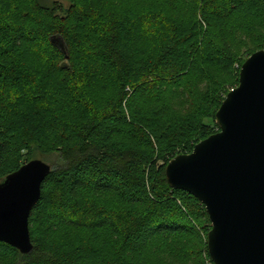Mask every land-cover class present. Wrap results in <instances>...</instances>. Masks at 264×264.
I'll use <instances>...</instances> for the list:
<instances>
[{
  "label": "trees",
  "instance_id": "trees-1",
  "mask_svg": "<svg viewBox=\"0 0 264 264\" xmlns=\"http://www.w3.org/2000/svg\"><path fill=\"white\" fill-rule=\"evenodd\" d=\"M260 27L264 0H0V182L36 155L52 167L29 215L32 250L0 242V262L147 264L137 258L156 242L206 234L204 206L164 169L218 132L220 71L264 50L230 60V35ZM164 91L192 97L189 115L147 117L139 103ZM70 228L115 240L50 239Z\"/></svg>",
  "mask_w": 264,
  "mask_h": 264
},
{
  "label": "water",
  "instance_id": "water-1",
  "mask_svg": "<svg viewBox=\"0 0 264 264\" xmlns=\"http://www.w3.org/2000/svg\"><path fill=\"white\" fill-rule=\"evenodd\" d=\"M215 113L218 132L165 167L170 188L195 197L211 225L212 264H264V50L240 67ZM51 165L31 160L0 182V242L28 254V221ZM25 178H17L25 170Z\"/></svg>",
  "mask_w": 264,
  "mask_h": 264
},
{
  "label": "rangeland",
  "instance_id": "rangeland-1",
  "mask_svg": "<svg viewBox=\"0 0 264 264\" xmlns=\"http://www.w3.org/2000/svg\"><path fill=\"white\" fill-rule=\"evenodd\" d=\"M120 1V0H119ZM187 17H189V14H186ZM203 27H205L204 24H202ZM216 28L219 26V23L215 24ZM256 29V28H255ZM248 31L246 30V34L244 33H234L230 35L231 39V54L232 58L230 60H235V58L242 53L245 54L246 48H253L258 47L262 44V40L264 39V27H260L257 31ZM215 28H213L212 32H215ZM254 34V36L252 35ZM245 48V49H244ZM242 59H247V57L243 56ZM244 61V62H245ZM227 73L225 74L224 71H220L219 79L217 80L218 83H227L223 86V89H221L220 92L224 93L222 97L225 99L226 93L229 92L231 89L230 87H237L236 83L233 84V81L235 80V75H238L236 78L238 80L239 77V71H240V65L237 63H230L229 68L226 69ZM207 85V83H206ZM204 84L199 85L197 87V90H200L203 93L201 97L199 98L198 102L201 101L202 97L205 95ZM210 88L207 89V92ZM206 90V89H204ZM166 98L163 99V102L159 104V101L155 104H145V103H139L142 104V106H146L143 108L144 113L147 117L150 119H155L157 121H161L160 117L153 115V112H157V107L160 106L162 108L164 116L163 119L167 122H171V120H179L183 117H186V115H189V111H191V107L189 104L192 103L193 98H187L186 97H176V96H169V92H165ZM221 93V94H222ZM164 95V94H163ZM168 95V96H167ZM172 118V119H171ZM162 124H164L162 122ZM36 155V154H35ZM33 160H40L45 163H47V158L41 157L36 155ZM211 228V225H210ZM210 230V229H209ZM208 233V232H207ZM206 233V234H207ZM40 236V232H36V235ZM205 234L204 230L199 232V236L196 235H182V237H176L170 240H167L166 242H156L155 246H151L145 251L142 252L137 258V262L144 261L147 264H212V262H209V259H207L206 254L204 253V247L206 246V239L207 235ZM108 236V237H107ZM115 237L107 233L99 234V233H90L87 231H77V230H57L54 231L50 239L52 241H55V243L60 244L64 246V248H70L71 246H76L81 243H90L95 244L99 241L105 239V242L110 244L109 242H112V239ZM211 261V260H210ZM0 264H5L4 261H1Z\"/></svg>",
  "mask_w": 264,
  "mask_h": 264
},
{
  "label": "snow or ice",
  "instance_id": "snow-or-ice-1",
  "mask_svg": "<svg viewBox=\"0 0 264 264\" xmlns=\"http://www.w3.org/2000/svg\"><path fill=\"white\" fill-rule=\"evenodd\" d=\"M28 170L26 169L24 173H21L20 176H17L18 179H20L21 181L25 178V174Z\"/></svg>",
  "mask_w": 264,
  "mask_h": 264
}]
</instances>
